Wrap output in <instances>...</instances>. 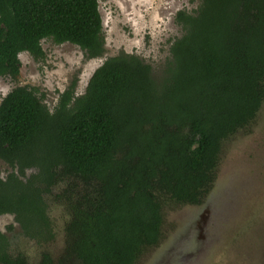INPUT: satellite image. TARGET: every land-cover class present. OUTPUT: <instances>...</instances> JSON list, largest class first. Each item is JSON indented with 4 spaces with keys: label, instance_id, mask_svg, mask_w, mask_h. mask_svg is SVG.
<instances>
[{
    "label": "trees",
    "instance_id": "trees-1",
    "mask_svg": "<svg viewBox=\"0 0 264 264\" xmlns=\"http://www.w3.org/2000/svg\"><path fill=\"white\" fill-rule=\"evenodd\" d=\"M175 20L182 34L160 77L120 51L53 110L25 85L2 98L0 216L13 214L39 253L12 251L0 230V264H135L161 241L168 203L210 192L223 141L264 103V0H198ZM44 39L103 55L99 0H0V76L19 74L23 51L44 58Z\"/></svg>",
    "mask_w": 264,
    "mask_h": 264
},
{
    "label": "rangeland",
    "instance_id": "rangeland-1",
    "mask_svg": "<svg viewBox=\"0 0 264 264\" xmlns=\"http://www.w3.org/2000/svg\"><path fill=\"white\" fill-rule=\"evenodd\" d=\"M197 6L198 0H99L104 54L87 57L76 44L44 39V58L23 51L19 74L0 76V102L11 89L25 85L35 88L53 110L74 79L75 95H81L95 69L120 51L139 55L160 77L171 44L182 34L175 20L177 11ZM0 169L3 176L11 170L1 158ZM51 215L58 231L51 247L59 251L65 212L54 206ZM0 230L9 238L12 251L38 258V245L22 233L13 214L0 216ZM135 264H264V103L251 124L223 141L216 180L204 200L168 203L161 241Z\"/></svg>",
    "mask_w": 264,
    "mask_h": 264
}]
</instances>
